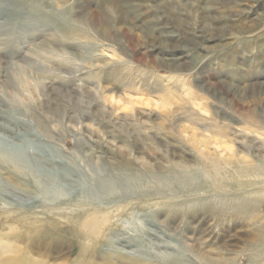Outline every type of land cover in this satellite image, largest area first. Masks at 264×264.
<instances>
[{
	"label": "rangeland",
	"instance_id": "1",
	"mask_svg": "<svg viewBox=\"0 0 264 264\" xmlns=\"http://www.w3.org/2000/svg\"><path fill=\"white\" fill-rule=\"evenodd\" d=\"M11 1L0 0V124L40 133L31 108L52 133L33 143L86 183L28 194L50 193L45 206L0 190V264H264L253 222L214 210L236 184L156 189L149 174V188L125 178L128 164L193 167L201 134L223 124L230 140L264 150V130L237 133L249 118L264 122V0ZM0 157L3 182L14 164ZM199 195L211 199L180 203Z\"/></svg>",
	"mask_w": 264,
	"mask_h": 264
},
{
	"label": "bare ground",
	"instance_id": "2",
	"mask_svg": "<svg viewBox=\"0 0 264 264\" xmlns=\"http://www.w3.org/2000/svg\"><path fill=\"white\" fill-rule=\"evenodd\" d=\"M19 1L20 0H12L11 3L18 4ZM71 63L73 64V62ZM69 75L71 74L69 73ZM19 76L22 81L24 80V77H26L23 68L19 70ZM36 88L40 91L43 90L42 86H37ZM88 96L91 97L90 94H88ZM103 97L105 98L106 95H103ZM29 113L34 116L36 126L39 128L40 133L31 130V127L28 126L26 122H23L22 120L19 121V119L18 121L12 120V123L15 124V128H11L12 126L10 127L6 124H0V153L6 154L10 152L14 164L13 168H11L14 171L10 172L9 178H7L6 181L0 182V190L11 192L16 195L17 199L21 198L28 200V203H33V199H37L42 205H44V203H46L45 205H48V203H50L49 201L53 202L50 199V193H42L43 195H41L39 193L41 191H37L39 190L37 189L36 192L38 194H34L33 197L28 194L36 188H43V185H45L46 182L51 183L52 186H55L62 191H84L82 188L84 185L83 183H86V181L80 174L81 172L71 168L69 164L59 159V157H56L50 150L45 149V147L40 148L33 143H42L44 137H48L49 135L52 136V133L45 124V121L37 118L31 108ZM249 119L251 120L250 122H247V124L250 127L246 131L237 132L240 135H243L246 140L250 139V135H256L260 130H264L263 121H257L253 118ZM217 125L220 126L219 124ZM204 130L207 129L204 128ZM231 130L232 127L230 125L223 124L210 131V136L201 134L203 139L198 140L197 143L195 142L196 145H198L196 149L200 159L199 161L196 160V165L193 167L172 164V167L167 168V170L163 172L160 167H157V165L154 164L155 166L152 171L143 168V172H140L134 170L132 168L133 166L127 162L128 165L126 166L129 167L126 169L125 178L134 182L136 186L148 187L153 182H147V184L144 185L143 182L145 181L146 183V176H143L141 173H145L146 175L149 174L147 177H150V180L155 181L153 185H156V189H158V186L159 188H168V185L172 183L182 185L189 189H194L195 182H202L203 180L208 183V187L212 191H222L227 189L228 192V190H231V185L236 184L235 186L241 190L228 194L227 196L230 197H226L228 198V205L218 203V205H220L216 206V209L214 210L217 211L216 214L218 213L220 218H222L221 216H223L227 209H231L232 211L229 214L230 217L236 218L237 216H241L252 221V225H254L252 230L258 234V238L261 239V242H264V226H260L258 223L259 210L261 207H264V150L259 151L251 144L247 145L248 142L245 140L243 142H238L236 137V139L230 140ZM195 136L198 137L199 135L194 133L192 138H195ZM17 141L20 142L18 143ZM236 142L240 143L237 148L238 150L235 149ZM257 151L259 154H257ZM7 164V159L4 160L0 157L1 171L5 170L4 165ZM33 168H36L37 172L33 182H30L28 180L30 178L28 177V174ZM22 170L27 171V173L22 172ZM210 199L211 197L204 198V196L199 195L194 199L191 197H186L184 199L181 198L182 202L180 203L188 202L189 200L204 201ZM175 203L179 204V201L177 200ZM102 222H98L99 226L101 224L103 225ZM254 232L251 233L254 234ZM254 236H256V234H254ZM210 261H212L211 264H235V260L233 259H225V262L222 260L213 261L212 259Z\"/></svg>",
	"mask_w": 264,
	"mask_h": 264
}]
</instances>
